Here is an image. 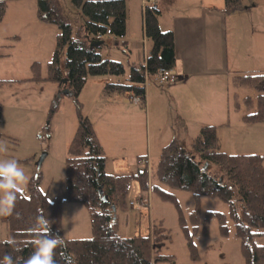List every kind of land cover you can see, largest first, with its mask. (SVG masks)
Wrapping results in <instances>:
<instances>
[{
	"label": "trees",
	"instance_id": "trees-1",
	"mask_svg": "<svg viewBox=\"0 0 264 264\" xmlns=\"http://www.w3.org/2000/svg\"><path fill=\"white\" fill-rule=\"evenodd\" d=\"M126 0H71L83 18L84 34L73 37L70 24L59 19L50 0H37L36 17L40 22L54 24L58 28L51 59L46 65V76L41 75L38 62L30 64V78L26 81L52 83L58 91L68 90L74 100L77 116L76 129L68 143L65 157V198L79 203L88 212L91 236L65 239L61 230V203L59 196L49 200L47 193L38 188L40 177L29 181L27 191L17 194L12 215L4 216L8 230V244L0 241V260L11 255L17 264H24L35 251L31 243L36 237L29 231L36 225L41 213L49 221L52 236H59L63 244L55 249V264H156L170 261L172 256L155 253L156 237L133 235L121 237L116 232L117 212L127 211L129 184L137 181L142 192L148 190L162 200L171 202L177 211V222L186 241L189 256L198 259L193 243L196 233L206 235L208 219L218 221L219 233L227 234L225 215L207 210L200 220L198 200L200 196H214L228 205L233 222L234 235L240 240L243 264H264V245L255 244L253 238L264 234V154H228L220 150L216 127L203 125L191 140L192 150L187 151L172 141L163 147L151 175L146 167L133 176L112 175L104 170L106 156L88 117L81 114L78 97L87 79L94 76L120 77L124 75L121 62L102 57L99 49L102 39L97 32L108 28L113 36L125 34ZM243 0H223L222 11L230 14L242 9ZM6 10V0H0V22ZM159 11L154 4L145 5L142 11L143 36L150 42L145 61L131 64L125 82H107L102 96L133 94L145 106V78L155 75L160 68L174 66V39L170 31L158 26ZM92 43H94L92 45ZM65 73L62 72V66ZM233 86L253 87L258 91L256 109L243 114L246 124L264 121V73L236 72L231 77ZM249 103V99H245ZM53 110H51L52 113ZM0 137L2 134L0 133ZM141 160V157H138ZM203 166H206L203 169ZM150 182V184H149ZM189 191L196 206L184 217L176 197L161 188ZM239 198L233 202L234 190ZM100 192V194H99ZM102 197L106 200L103 201ZM115 207V215L112 211Z\"/></svg>",
	"mask_w": 264,
	"mask_h": 264
},
{
	"label": "rangeland",
	"instance_id": "rangeland-1",
	"mask_svg": "<svg viewBox=\"0 0 264 264\" xmlns=\"http://www.w3.org/2000/svg\"><path fill=\"white\" fill-rule=\"evenodd\" d=\"M50 1L57 17L70 24L72 36L81 37L84 34L83 18L72 5L71 0ZM249 1L243 0V4L248 5ZM253 1L264 4V0ZM36 2V0H6L5 14L0 22V38L8 37L2 41V43L5 41L3 46L11 44L14 40V49L10 56L0 58V79L28 77L31 75L28 69L29 62L33 59L40 62L41 75L46 76V65L51 59L58 28L54 24L37 20ZM141 2L142 0L125 1L128 32L136 39L134 49L131 48L132 53L130 54L124 47L117 46L115 43L119 40L107 37L102 38L99 49L102 57L122 63L124 75L118 78L89 77L78 97L81 114L90 120L104 149L106 156L104 169L112 175H132L137 169L144 167L153 171L162 147L172 141L170 136L173 135H177L178 140L180 139L181 144L173 139L179 146L187 151L192 150L191 139L187 136L191 128L184 134L183 126L173 115L171 120L176 123L171 128V124L170 126L166 124L155 111L153 88L166 91L168 87L158 85L153 75L145 78V90L151 92L149 101L145 102L146 106L133 104L135 110H139V113L136 111L138 125L129 126L117 112L118 105L115 103L108 105L101 100L105 83L125 82L130 65L143 63L146 53L142 48V38L145 39L146 52L150 47V42L140 31ZM1 50L5 53V50ZM262 64H258L256 69L264 71V63ZM61 68L65 73L63 66ZM15 69L19 70V74L13 73ZM231 77L220 80L213 90L219 96V104L223 110L220 116L226 124L229 120L232 121L234 116L241 119L243 114L254 112L258 96V91L253 87L233 86ZM15 84L13 81H0V105L5 112L3 121H0L2 134L0 142H4L7 147V151L0 152V161L15 160L24 170L28 181L22 186L21 191L26 192L29 181L39 176L38 188L47 193L48 199L51 201L59 196L61 230L65 239L89 238L91 230L87 210L83 205L70 203L65 198V157L68 143L77 126L74 100L70 95L59 96L60 91L52 83L24 86ZM118 98L114 95L111 99L116 101ZM246 98L249 99L248 104L245 103ZM220 116L218 119L221 118ZM233 123L234 121L231 128L219 129L222 139L221 149L225 148L233 153L253 151L264 154V121L249 126L248 129L245 126L240 128L238 124ZM165 126L167 130L164 129ZM160 130L167 131L165 138ZM197 130H194V135ZM43 153L45 156L40 166H37ZM138 157L147 160L140 162ZM160 186L176 197L179 208L187 218L196 206L192 194L187 190ZM232 188L234 190L232 200L237 205L239 198L235 187ZM141 193L137 181L131 179L126 196L128 209L125 212H117L116 232L121 237L154 234L155 253L172 256V260L156 264H243L240 240L234 235V226L226 202L214 196H200L198 200L200 220L207 210L223 213L227 234L221 235L217 219L210 217L207 234L202 235L198 232L193 236L198 259L192 260L183 233L178 226L175 206L171 202L162 200L157 194L147 191L142 195L145 196L143 199L148 197V206L139 210L130 203L136 202V197ZM3 219L4 216H0V241L8 239V230ZM253 242L264 245V234L255 236Z\"/></svg>",
	"mask_w": 264,
	"mask_h": 264
},
{
	"label": "crops",
	"instance_id": "crops-1",
	"mask_svg": "<svg viewBox=\"0 0 264 264\" xmlns=\"http://www.w3.org/2000/svg\"><path fill=\"white\" fill-rule=\"evenodd\" d=\"M249 3L248 5L243 4L241 10L230 14L222 11L223 0H158L154 3L159 11L158 26L160 30L170 31L173 34L175 61L172 69L178 76V80L166 91L153 88L155 111L166 124L169 126L171 124V128L176 123L171 120L172 115L183 126L184 134L191 128L190 132H187V136L191 140L195 136L194 130L197 128L199 130L203 125L215 126L219 148L228 154H257L253 151L233 153L225 148L221 149L222 139L219 129L231 128L233 121V124H238L240 128L245 126L247 129L257 123L246 124L234 116L233 120H229L226 124L220 116L223 110L219 104V96L213 91L220 80L231 77L236 72H264L261 69H256L258 64L263 65L262 63H264V4L253 0H250ZM142 11L141 2L140 31L143 35ZM5 38L8 39V37L0 38V58L10 56L14 49V40L11 41V44L3 46L5 41L3 43L2 41ZM121 39L126 43L125 46L117 45L119 41L115 44L124 47L131 54V48L134 49L136 39L132 33L128 32L127 24H125V34ZM141 44L146 53L143 57L144 62L150 47L146 52L144 38H142ZM1 49L5 50V53H2ZM33 62L38 61L36 59L31 60L29 66ZM38 63L40 64V62ZM18 72V69L13 70L14 74H19ZM29 78L30 75L28 77L0 79V81H13L18 86L43 84L26 81ZM150 93L149 90H145L144 104L149 101ZM118 97L117 100L119 101H114L111 99L112 97L104 98L101 93L103 102L108 105L113 103L118 105L117 112L121 114L120 117L124 122H128L129 126L138 125L137 113L139 110H135L134 103H124L122 101L123 96ZM146 108L148 109V116L149 103ZM4 116L5 112L0 105V121H3ZM219 116L220 119H218ZM164 129L167 130L166 126ZM165 130L159 131L164 138L167 134ZM173 139L181 144L177 135L170 136V140L174 141ZM143 160L146 161L147 159L141 158L140 162ZM140 169L142 168L137 169L134 174ZM146 169L150 175L151 171L147 167ZM149 192L150 190H148ZM142 197L145 196L142 195Z\"/></svg>",
	"mask_w": 264,
	"mask_h": 264
},
{
	"label": "clouds",
	"instance_id": "clouds-1",
	"mask_svg": "<svg viewBox=\"0 0 264 264\" xmlns=\"http://www.w3.org/2000/svg\"><path fill=\"white\" fill-rule=\"evenodd\" d=\"M7 151L6 144L0 142V152ZM28 177L24 170L15 160L0 161V216H10L15 208L17 194L26 184ZM36 238L31 241L35 245V251L24 261V264H55V249L63 244L59 236L51 235L49 221L43 216L42 211L38 214L36 225L29 230ZM13 244L9 239L5 241ZM0 264H17L11 255H5Z\"/></svg>",
	"mask_w": 264,
	"mask_h": 264
},
{
	"label": "built area",
	"instance_id": "built-area-1",
	"mask_svg": "<svg viewBox=\"0 0 264 264\" xmlns=\"http://www.w3.org/2000/svg\"><path fill=\"white\" fill-rule=\"evenodd\" d=\"M157 1L158 0H144V1H142V10L144 9L145 5L154 4ZM103 37H113L114 39L119 40V43L117 42L118 43L117 45H121V46L126 45V43L124 41H122V39H121L122 37L113 36L108 28L105 30L104 33L97 32L95 34V38H97V39H102ZM154 77H155V81L158 85L166 86V87L173 85L178 80V76L173 69L160 68L155 73ZM122 101L124 103H134V104H140L141 103L140 98L133 95V94L125 95L122 98ZM147 200H148L147 196H146V199H143V197H141L140 199H137L136 202H131L130 205L133 207H136L137 209L140 210V209H142V207L148 206Z\"/></svg>",
	"mask_w": 264,
	"mask_h": 264
},
{
	"label": "water",
	"instance_id": "water-1",
	"mask_svg": "<svg viewBox=\"0 0 264 264\" xmlns=\"http://www.w3.org/2000/svg\"><path fill=\"white\" fill-rule=\"evenodd\" d=\"M93 44H94V43H92V45H93ZM60 94L71 95V92L65 89V90L60 91L58 95L60 96ZM44 156H45V154L43 153V154L41 155V157L39 158L38 162H37V166H40V164H41V162H42ZM205 168H206V166H203V169H205ZM99 194H100V192H99ZM102 200L105 201L106 198H105V197H102ZM112 211H113V213H114V215H115V207H112Z\"/></svg>",
	"mask_w": 264,
	"mask_h": 264
}]
</instances>
